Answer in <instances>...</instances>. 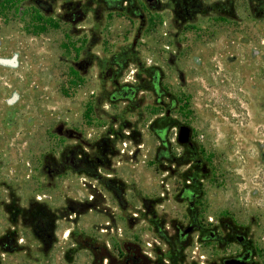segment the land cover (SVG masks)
I'll return each mask as SVG.
<instances>
[{
	"label": "rangeland",
	"instance_id": "374dc122",
	"mask_svg": "<svg viewBox=\"0 0 264 264\" xmlns=\"http://www.w3.org/2000/svg\"><path fill=\"white\" fill-rule=\"evenodd\" d=\"M30 1L26 8L20 0L0 1V235L12 227L9 208L27 211L39 201L56 215L58 241L49 258L55 264L79 233L101 245V261L124 260L134 246L150 263L169 259L173 249L167 239L176 235L177 225L190 222L182 190L192 166L157 157L159 140L144 130L149 116L136 124L144 128L143 146L125 137L129 129L123 127L113 166L102 169L124 182L121 202L106 184L80 171L67 168L50 176L45 161L60 160L68 148L85 150L101 142L102 130L120 117L123 101L110 102L112 87L101 82L98 54L108 60L128 49L138 34V18L111 11L101 27L92 24L95 14L69 24ZM202 3L200 13L184 20L169 7L170 0L145 8L148 24L137 38L126 77L139 61L160 70L164 99L176 103L171 121L191 128L205 166L192 213L210 228H236L247 238L254 264H264V0ZM17 60L18 66L11 65ZM152 102L153 115L161 113L155 98ZM174 132L169 142L181 152ZM21 237L24 245L38 244L27 232ZM238 249L234 241L224 247L200 242L193 232L171 255L179 264H223L218 260ZM1 260L36 264L45 259L34 251ZM73 264H92L91 252L80 253Z\"/></svg>",
	"mask_w": 264,
	"mask_h": 264
},
{
	"label": "flooded vegetation",
	"instance_id": "af4514ba",
	"mask_svg": "<svg viewBox=\"0 0 264 264\" xmlns=\"http://www.w3.org/2000/svg\"><path fill=\"white\" fill-rule=\"evenodd\" d=\"M28 1L20 0L24 8L30 6L26 5ZM170 2L169 7L173 9L174 13H178L179 19L182 18L183 20L187 15L200 13L203 9L202 0H170ZM30 3H33L40 12L55 13V19H61L69 24H82L86 22L89 14H95L96 18L93 19L92 24H99L101 27V24H105V18L111 11L132 14V16L138 18V24H140L137 30L138 34L128 49L121 48L119 52L112 54L108 60L101 55V52L98 54L101 82L112 87L109 92L110 102L123 101L121 111L118 112L120 117H114L112 126L102 130L101 142L90 144L89 149L68 148L60 156V160H56L53 156L46 157L45 161L49 162L48 166H50L49 175L54 176L67 168L75 172L80 171L106 184L108 190L121 202L124 182L116 178L115 175L103 174L102 169H110L113 166L112 159L117 153L115 142L121 136L123 127L129 129L124 130L126 135H123L125 137H128L137 147L143 146L140 140L143 137L142 131L144 128H138L136 124L145 121L148 116L150 119L146 122L144 130L152 136L155 135L159 140V146L156 148L157 157L168 160L178 159L182 163L187 161L188 166H192V172L188 175V180H186L182 190V197L189 200L190 222L185 228L177 225L175 227L176 235L167 239L168 245L173 249L168 255L169 259H163L162 262L155 260L150 263L141 254V249L134 246L130 248L128 256L124 260L109 259L101 261V245L91 244L87 235L79 233L74 235V243L62 251L63 261H59L58 264H73L74 259L80 253L89 252L92 254V264H179L176 258L177 255L172 257L171 253L180 251L183 246H186L193 232H197V239L200 242L215 241L222 247L232 241L236 242L239 249L233 254L218 260V263L222 261L225 264V260L228 258H242L247 251H250L251 256L248 259V264H254L252 260L253 250L250 248L247 238L240 234L236 228L228 225L221 226V229L218 226H215V229L210 228L198 222L196 214L192 213L195 210L194 200L197 197L196 189L199 185V173L205 170V166L202 164V159L198 155V150L191 136L186 143H180L178 140L179 126L183 123L171 121V111L175 109L176 103L174 100L166 102L164 99L168 95L167 90L161 88L160 70L155 66H145L139 61L138 69L130 71L133 72L132 76L126 77V69L130 59H134L136 56L137 38H139L145 24H148L144 9L154 10L158 8L160 0H33ZM210 8L211 10L212 8L215 9L213 5H210ZM182 13L184 15L180 17ZM86 65H92V61L88 60ZM152 98H155L156 105L160 106V110H163L161 113L153 115ZM130 112L135 114L134 120H131V117L128 118ZM117 121H119L118 124ZM173 128L176 129V132H174L176 138L173 140L183 147L181 152H176L173 144L169 142V139H172L169 134ZM147 151H151L152 154L153 149L149 148ZM100 167L101 174L99 173ZM70 210L76 211L73 206L70 207ZM133 214L134 216L138 215L136 212ZM6 215L11 220L12 227L7 228L0 235V254L2 255V257L0 256V264H8V262H3L1 259L9 258L13 253H31L34 251L37 252L38 257L45 259L44 261H35L36 264H55L49 258L51 253L54 252L58 241L56 236L57 219L48 206L38 201L32 203L27 211L19 207L9 208ZM17 225H26L28 228H17ZM24 232L32 235L38 244L34 247L22 244V241H25L21 237Z\"/></svg>",
	"mask_w": 264,
	"mask_h": 264
},
{
	"label": "water",
	"instance_id": "95a60500",
	"mask_svg": "<svg viewBox=\"0 0 264 264\" xmlns=\"http://www.w3.org/2000/svg\"><path fill=\"white\" fill-rule=\"evenodd\" d=\"M136 41V40H135ZM62 126H59L57 128L58 133L61 134ZM71 136V134H69ZM191 136V128L187 124H181L179 126V142L180 143H186L188 142L189 138ZM251 256V252L247 251L245 256L242 258H228L225 260V264H248V259Z\"/></svg>",
	"mask_w": 264,
	"mask_h": 264
},
{
	"label": "bare ground",
	"instance_id": "6f19581e",
	"mask_svg": "<svg viewBox=\"0 0 264 264\" xmlns=\"http://www.w3.org/2000/svg\"><path fill=\"white\" fill-rule=\"evenodd\" d=\"M18 63H19V62H18V60H17V61H14L13 64H11V63H10V64L13 65V66H15V65L18 66ZM19 64H20V63H19ZM17 68H18V67H17Z\"/></svg>",
	"mask_w": 264,
	"mask_h": 264
}]
</instances>
